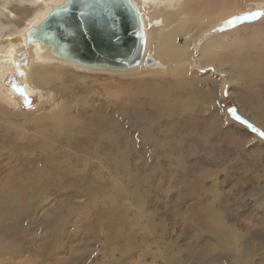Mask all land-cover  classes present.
I'll list each match as a JSON object with an SVG mask.
<instances>
[{"label":"rangeland","instance_id":"obj_1","mask_svg":"<svg viewBox=\"0 0 264 264\" xmlns=\"http://www.w3.org/2000/svg\"><path fill=\"white\" fill-rule=\"evenodd\" d=\"M38 1L0 0V52ZM228 1L231 24L177 36L188 73L56 65L31 93L0 66V264H264V0ZM135 2L154 48L175 5Z\"/></svg>","mask_w":264,"mask_h":264},{"label":"water","instance_id":"obj_2","mask_svg":"<svg viewBox=\"0 0 264 264\" xmlns=\"http://www.w3.org/2000/svg\"><path fill=\"white\" fill-rule=\"evenodd\" d=\"M93 9L100 13V26L81 15ZM25 38L27 45L39 43L50 57L79 69L116 73L138 68L146 33L132 0H60L25 32ZM153 64L150 57L144 61L146 67Z\"/></svg>","mask_w":264,"mask_h":264},{"label":"bare ground","instance_id":"obj_3","mask_svg":"<svg viewBox=\"0 0 264 264\" xmlns=\"http://www.w3.org/2000/svg\"><path fill=\"white\" fill-rule=\"evenodd\" d=\"M36 1H38V0H36ZM39 1L42 3V6H41L42 9L40 10V17H38L39 19L37 21H34V23H32L30 25H28V23H27L25 26H23V30L21 32L18 31L19 34L16 36V42L13 43V45L9 46L8 52L4 51L5 52L4 54H3V52H0V64H1L0 66L3 68V73H7L10 70H18L19 69V72H20L21 77H22L21 78L22 86L26 90V92H31V93L34 92V90H35L34 85L37 82H40L41 80H43V81L48 80L49 81L52 78L53 79L58 78V74L48 72V68L51 66L58 68L59 66L57 67L56 65H60V66H64V67L65 66L73 67L77 71H81V70L84 72L85 71H92V70L79 69L73 64L66 63L63 61H59L55 57H50L49 53L45 49H43L39 43H32L31 45L26 44L25 32L30 27H32L33 25L38 23L46 15L49 8L54 3H57L60 0H56V2L50 1L51 3L46 2V6H45L44 2L48 1V0H39ZM144 1H148V0H143V2ZM149 1L151 3H153V6L159 3V0H149ZM194 1L195 0H175V1L169 0L170 4L174 3V5H175V8L173 10V15L176 16V19H177L175 22L171 23L172 25L170 26L169 29H165L166 27H169V26H167V22L164 20V25H163L162 24L163 22L160 21L161 19L158 18L159 16L160 17L163 16L164 13L162 11L166 10V8L163 9L162 11H160V10H157V11L152 10L151 11V14H152L151 21L153 23H156L159 27L158 32H157V39H159V41H160V44H158L154 48H151V42H152V34L150 32L151 26H149V24L147 22L146 14L144 13V10L142 9L143 7L142 8L139 7L138 4L135 2V0H132V3L134 4L137 12L140 14V17H141L142 23H143V27H144V30L146 33V42H145V47H144V54H143L142 60L140 62V65L135 70L138 69L140 72L142 71V73L149 74L152 72V70H157L159 72L165 73L171 69L178 68L182 72L188 73L189 70H191L190 67L192 66V59H193L192 58V47L191 48L189 46L181 47L177 41V36L183 35V36H186L185 37L186 40H190L189 37H191V33H193V32L196 33L195 31L197 29H200L204 23L208 24V25H213V27H217V26L220 27L223 25L231 24L233 21H235V19L238 16V12H237L236 8L234 7L233 3H230L228 0H220L219 5H217V3H215L216 0H211V2L207 3V5H206L207 13H210L209 15L213 16L210 19H208L209 16L207 13H205L206 16H204V13H202V12L196 13V12L190 11V13H189L188 5L194 4ZM44 6H45V10H44V13H42ZM168 7H170V6H168ZM41 14H42V16H41ZM11 15H13V14H11ZM164 16H166V15L164 14ZM160 26H163V27L160 28ZM191 26H193L194 28H191ZM2 28H3V26H2ZM190 31H192V32H190ZM8 38H9V36L7 37V39ZM3 42L5 44V41H3ZM233 43L234 44L237 43V40L235 39L233 41ZM223 44L224 43L222 41H219L216 44L210 45L209 49H206V48L203 49L202 55L209 56L211 53H213L218 47H221ZM8 45H10V44H8ZM0 46L2 47L3 45H0ZM1 47H0V49H1ZM22 55H25V58L20 63L15 64L16 60L20 59ZM147 57H150L154 60V64L151 65L150 67H146L144 65V61ZM209 63L210 62H206V63H204V65H208ZM147 69H149V70H147ZM1 70L2 69H0V71ZM92 73H111V74L123 75L125 73H129V71L128 72H116V73L103 72V71H92ZM3 80H4L3 76L0 75V86L4 85ZM37 93H39V92H37ZM29 95H30V93H29ZM0 96H1L0 97L1 100H3L4 97H6L7 95H5L4 91L1 92V90H0ZM8 96H9V99L11 100V94H9ZM51 97H52V95H51ZM60 114H62L61 109L53 115V118H57Z\"/></svg>","mask_w":264,"mask_h":264},{"label":"snow or ice","instance_id":"obj_4","mask_svg":"<svg viewBox=\"0 0 264 264\" xmlns=\"http://www.w3.org/2000/svg\"><path fill=\"white\" fill-rule=\"evenodd\" d=\"M67 11V9H65ZM110 12L105 13V15H110ZM82 16L88 15L91 18V21L96 23L98 26H100V13L97 12L95 9H93L91 12H83L81 13ZM83 26V24L81 25ZM87 32L85 31V35ZM239 119V118H238ZM262 136H264V133H261Z\"/></svg>","mask_w":264,"mask_h":264}]
</instances>
